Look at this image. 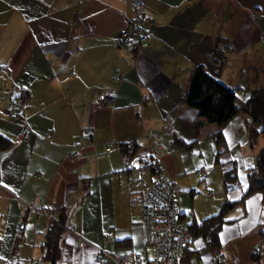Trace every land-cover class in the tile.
I'll use <instances>...</instances> for the list:
<instances>
[{
  "label": "crops",
  "instance_id": "crops-1",
  "mask_svg": "<svg viewBox=\"0 0 264 264\" xmlns=\"http://www.w3.org/2000/svg\"><path fill=\"white\" fill-rule=\"evenodd\" d=\"M140 4L150 20L147 41L135 55L114 39ZM218 35L229 38L232 51L215 63L210 52ZM260 35L264 0H0V132L12 140L0 149V264L41 259L44 231L62 205L70 208L71 225L63 264H116L117 254L130 251L151 255L142 205L130 201L149 182L142 162L153 138L186 221L215 213L225 199H239L264 136L256 147L250 144L246 116L237 112L222 128L230 152L214 158L220 168L214 165L212 174L206 165L214 148L207 138L203 160L201 141L217 125L197 127V109L183 102V93L191 69L202 62L245 99L252 85L264 83ZM19 85L29 88V103L25 116L13 120L6 111ZM102 90H114L116 99L99 102ZM26 122L31 133L14 142ZM84 126L92 128L93 143L72 157L77 138L89 140ZM233 164L237 179L226 189L220 172ZM200 166L208 173L201 174ZM226 218L219 231L224 259L196 252L203 243L196 237L180 263L264 264L262 247L257 259L251 257L264 228L262 193H249ZM96 247L106 251L103 263L91 256Z\"/></svg>",
  "mask_w": 264,
  "mask_h": 264
},
{
  "label": "trees",
  "instance_id": "trees-1",
  "mask_svg": "<svg viewBox=\"0 0 264 264\" xmlns=\"http://www.w3.org/2000/svg\"><path fill=\"white\" fill-rule=\"evenodd\" d=\"M231 51L232 44L229 38L218 35L214 39L210 59L212 62L219 63L227 58ZM237 89L238 87L229 86L223 80L211 74L202 62L195 64L191 69L184 88L183 102L195 107L200 118L196 120L195 125L200 127L204 122H214L217 125V129L212 132V135H214L218 147L225 144L222 132L223 126L239 111L246 116L249 143L254 145L257 143L259 136H264V83L252 85L248 95L243 100L237 97ZM11 143L12 140L0 132V149L8 147ZM120 148L125 153L130 152L126 143H122ZM222 150L219 148L216 151V160H218ZM222 176L224 186L228 189L237 179L236 166L233 164L232 167L225 169ZM246 179L247 185L239 199H225L215 213L207 215L201 220L187 221L191 232L189 242L196 237H201L203 241L202 245L195 249L196 252H220L219 231L222 224L228 220L226 214L238 202L243 201L249 193L259 190L262 193L264 203V144L258 152L255 164L247 168ZM69 222L70 208L67 205L60 206L57 208L56 213L51 214L43 239L39 244L42 264H63L61 261L62 243L67 229L71 226ZM260 235L261 239L257 245L258 250L251 252L253 259L259 257L261 247L264 252V228L260 230Z\"/></svg>",
  "mask_w": 264,
  "mask_h": 264
},
{
  "label": "built area",
  "instance_id": "built-area-1",
  "mask_svg": "<svg viewBox=\"0 0 264 264\" xmlns=\"http://www.w3.org/2000/svg\"><path fill=\"white\" fill-rule=\"evenodd\" d=\"M137 12L128 24L122 28L114 39V43L119 48H124L133 54H138L147 41V28L150 16L143 9V5L137 6ZM260 40L264 41V35H260ZM119 74H115L118 78ZM29 88L19 85L10 98V106L6 111L9 118L13 120L22 119L29 103ZM116 99L114 90H102L97 95V100L103 104ZM142 100L148 99V94H142ZM20 130L14 142H21L31 133V126L21 123ZM82 133L88 135V142L82 138H77L76 148L70 152L72 157H77L80 150L88 143H93L92 128L84 126ZM160 143L157 139L150 140L147 147V157L142 162L150 169V179L146 186L134 192L131 196V203L138 202L142 205V223L144 239L149 244L153 253L142 255L135 251L120 253L115 256L116 264H180V260L185 246L191 238V232L187 221L182 216V209L178 199V190L173 176L163 166L161 157L157 149ZM110 145L106 144V149ZM198 171L205 175L208 169L200 166ZM45 209L42 208L41 211ZM83 244L82 241L79 242ZM258 246L254 245L252 251H257ZM106 251L102 248H94L91 256L100 262H104ZM215 260L225 258L222 252H215ZM29 264H42L41 259L30 261Z\"/></svg>",
  "mask_w": 264,
  "mask_h": 264
},
{
  "label": "rangeland",
  "instance_id": "rangeland-1",
  "mask_svg": "<svg viewBox=\"0 0 264 264\" xmlns=\"http://www.w3.org/2000/svg\"><path fill=\"white\" fill-rule=\"evenodd\" d=\"M207 134V133H206ZM261 137H263V136H259V138H261ZM207 138H209L208 140H211V142H212V147L214 148V153H212V154H208V160H207V162H211V165H206V167H208V168H210L211 167V169L210 170H212V174L215 172V167H214V165H218V162H215L214 163V158H216L215 156H216V151L219 149V148H221V152H223V151H229L230 152V148L228 147V145H227V143H225V144H223V145H221V146H217V143H216V141H215V138H214V135H212V132H210L209 133V135H205L204 136V138H203V140L201 141V146H202V148H203V153H202V155H201V158L203 159V160H205V158L207 157V153H206V150H205V148H206V146H207V144L209 145V143H208V141H207ZM259 138H258V140H257V143H260V141H259ZM256 145L257 144H255V147H256ZM241 147V146H240ZM238 149H239V151H241V148H239V145H236L235 146V151L236 152H238ZM213 164V165H212ZM220 165H218V167H216V168H220L219 167ZM198 170V169H197ZM221 173V182L222 183H224L223 182V176H222V172H220ZM214 192H215V190H214ZM152 248L150 249L149 248V254H151L152 253Z\"/></svg>",
  "mask_w": 264,
  "mask_h": 264
}]
</instances>
